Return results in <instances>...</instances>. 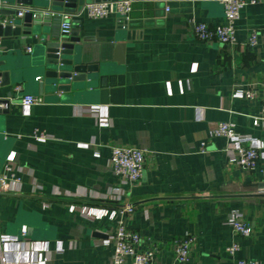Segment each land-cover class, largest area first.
Segmentation results:
<instances>
[{
  "label": "crops",
  "instance_id": "1",
  "mask_svg": "<svg viewBox=\"0 0 264 264\" xmlns=\"http://www.w3.org/2000/svg\"><path fill=\"white\" fill-rule=\"evenodd\" d=\"M198 21H223L218 0H134L124 25L116 16L73 19L85 57L112 70L103 103L72 92L38 94L36 38H0V70L9 77L0 99L11 93L9 112L0 113V165L11 158L20 176L0 194V264H112L105 242L125 203L134 206L125 223L140 236L138 250L155 249L153 264H233L237 257L264 264V158L254 169L239 167L225 138L207 137L216 123L231 121L264 151V121L252 122L264 85V1L242 9L235 45L197 39ZM246 87L257 97L245 98ZM25 94L43 101L22 106ZM35 129L47 139L33 140ZM113 145L143 150L138 181L113 174ZM233 212L249 223L250 236L231 229ZM184 234L196 239L179 262L170 243ZM231 243L238 249L228 255Z\"/></svg>",
  "mask_w": 264,
  "mask_h": 264
},
{
  "label": "built area",
  "instance_id": "2",
  "mask_svg": "<svg viewBox=\"0 0 264 264\" xmlns=\"http://www.w3.org/2000/svg\"><path fill=\"white\" fill-rule=\"evenodd\" d=\"M134 0H109L86 3L80 6L73 13L61 12L59 30L61 34H69L72 28V20L75 18L86 17L89 19H102L108 16H116L121 25L128 22L131 18L132 3ZM264 0H218L223 9V21L215 25H209L205 22H193V33L195 37L202 41L214 40L224 45H235L238 43L236 39V22L240 18L242 9L246 5H254ZM27 8L17 9L14 17H21ZM168 11L169 8L165 7ZM12 18L5 17L0 19L3 25L11 24ZM247 44L253 46L256 44V32L252 30L247 39ZM26 51H30V47H26ZM15 91L20 90L19 86L14 87ZM260 105L257 115L253 117V124L264 121V85L259 89ZM243 96L247 99L257 97V92L251 88L243 89ZM42 98L30 94H25L20 100L22 106H30L42 103ZM223 137L228 141L225 152L229 159L239 167L254 169L257 167V160L264 158V151H261L260 145L248 136L239 134L235 130V124L231 121H220L208 130L207 137ZM30 137L33 140L42 141L47 139L48 135L45 131L35 129L31 132ZM205 140L200 142L203 147ZM109 163L111 171L122 181L134 183L138 181L144 169V152L137 147L113 145L110 148ZM19 168L15 161L11 158L7 159L0 165V194L9 191L13 185L20 181L18 174ZM259 171L264 175V165L259 167ZM134 206L125 203L118 209L116 225L113 233L108 241L112 245V264H124L126 259H131L132 264H153L155 257L154 248H146L138 250L137 245L140 242V236L135 231L129 229L125 223L124 216L130 214ZM228 224L231 229L238 235L248 237L251 235V226L242 217L241 213L233 212ZM25 235V231L21 233ZM6 239H15L7 237ZM195 236L184 234L171 239V248L174 257L179 262H186L188 259L191 246L195 242ZM238 249L237 243H231L225 247L228 255H232ZM1 262L5 263V259L1 257ZM42 261H39V264ZM233 264H259L253 258L237 257Z\"/></svg>",
  "mask_w": 264,
  "mask_h": 264
},
{
  "label": "water",
  "instance_id": "3",
  "mask_svg": "<svg viewBox=\"0 0 264 264\" xmlns=\"http://www.w3.org/2000/svg\"><path fill=\"white\" fill-rule=\"evenodd\" d=\"M96 0H0V19L12 18L11 24L0 23V38L35 37L37 55L32 72L40 74L38 94L43 92H72L75 99L106 102L105 96L113 87L111 68L102 60H89L82 51V41L76 31L61 34L55 26L60 13H73L77 7ZM6 5V6H5ZM16 6L26 7L21 17H14ZM52 25V27H51ZM51 27V28H50ZM106 63V62H105ZM3 64L0 61V65ZM7 71L0 70V86L9 84ZM11 93L0 99V113H8ZM263 188V183H260Z\"/></svg>",
  "mask_w": 264,
  "mask_h": 264
}]
</instances>
